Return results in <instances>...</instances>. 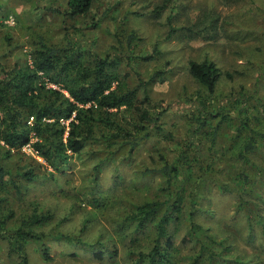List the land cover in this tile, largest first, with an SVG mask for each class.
<instances>
[{
	"label": "trees",
	"instance_id": "1",
	"mask_svg": "<svg viewBox=\"0 0 264 264\" xmlns=\"http://www.w3.org/2000/svg\"><path fill=\"white\" fill-rule=\"evenodd\" d=\"M177 1L163 0L153 14L162 15L176 7ZM95 4L96 0H66V8L60 12L75 20L89 13ZM187 11L190 9H185L186 15ZM202 15H197L195 21L202 20ZM175 20L172 13L168 15L167 38L178 32L173 24ZM194 23L180 26L189 39L204 36L202 31L195 30ZM121 36L125 39L118 38L105 54L86 49L83 35L76 38L67 35L62 44H49L42 39L33 49L32 63H16L2 70L0 251L18 264H31L32 245L39 244L42 257L50 260L49 242L69 239L92 247L94 256L101 257V247L95 248L96 243L89 244L83 237L90 219L84 221L79 234L72 238L73 235L60 229L66 219L60 218L59 209L43 197L46 192L49 198L80 204L84 187L68 189L66 185H54L50 192L47 187L58 183L57 175L66 174L65 163L73 156L82 155L88 143L101 141L111 157L101 158L95 166L93 181L97 185L89 200L94 207L103 202L97 193L101 188L100 169L125 147L123 164L134 167L141 160L142 166L138 165L135 173L141 177L159 175L164 182L155 187L153 197L134 203L128 213L127 219L134 225L132 231L154 230L150 247L132 252L137 255L133 264H175L172 258L179 237L199 247L194 260L187 264H199L206 259L209 264L224 260L229 263V257L219 252L216 245L224 250L232 245L218 241L215 234L214 237L207 234L211 230L208 220L215 212L205 204L215 192L233 196L238 200V210L247 219L252 238L259 230L264 239V98L244 86L239 92L219 93L221 81L233 79L234 74L223 71L208 57L190 60L188 72L198 88L194 97L189 96L194 109L187 122L188 139L179 143L180 150L159 153L146 161L144 157L139 159V152L153 130L161 129L163 112L155 111L150 85L158 80L164 82L167 71L156 72L149 80L137 73L133 81L131 60L142 38L136 31ZM159 47L158 44L150 55L141 59L145 62L158 59L162 54ZM88 53L92 54L86 58ZM224 127L232 130V143L227 151L221 149L218 153V140ZM34 137L38 138L35 142ZM27 145L34 148L52 171L42 170L43 165L33 157L25 158L20 150ZM232 151L230 161L226 162L223 158ZM193 178L195 188L188 183ZM182 179L183 183H179ZM39 185L44 188L42 195L35 191Z\"/></svg>",
	"mask_w": 264,
	"mask_h": 264
},
{
	"label": "rangeland",
	"instance_id": "2",
	"mask_svg": "<svg viewBox=\"0 0 264 264\" xmlns=\"http://www.w3.org/2000/svg\"><path fill=\"white\" fill-rule=\"evenodd\" d=\"M162 1L96 0L89 13L71 20L60 12L66 8V0H0V78L3 69L16 63H32L33 49L42 39L49 44H62L67 35L75 38L83 35L86 49L105 54L118 38L125 39L121 36L124 32L136 31L142 39L136 46L135 58L131 60L134 69L132 80L135 81L137 73L149 80L156 72L167 71L164 82L158 80L150 85L155 111L163 112L161 129L153 130L138 158L144 157L146 161L156 158L159 153L170 154L173 149L180 150L181 144L188 139L190 126L187 122L194 109L189 98L196 95L198 88L188 72L190 60L208 57L223 71L234 74L233 79L224 78L221 81L219 93L239 92L244 86L264 98V0H178L176 7H171L162 15L153 14ZM186 8L190 9L187 15ZM131 11L137 13L130 14ZM171 13L176 17L173 24L178 32L172 38H167L170 31L167 17ZM199 14H203L204 18L197 22L195 18ZM10 17L14 18V22H8ZM191 23L204 36L187 38L186 30L180 26H190ZM158 44L162 51L160 57L143 61L141 57L150 55ZM91 54L85 57L89 58ZM63 123L68 124L67 121ZM231 137L232 130L224 127L218 140V153H221V149L227 151L232 143ZM37 140L33 138V142ZM105 149L101 141L88 143L82 155L73 156L65 163L66 174L57 175L58 183L47 187L48 192L54 189V185H66L68 189L84 187L85 196H81L80 204L72 205V202L64 199L49 198L46 192L43 195L50 205L53 203L59 209L60 218L66 219L60 229L73 235L72 238L79 234L84 221L90 219L89 229H86L83 237L89 244L96 243L95 248L101 247V257H95L94 249L90 246H81L74 240L56 239L49 242L50 260L42 257L39 244L32 245L29 250L31 264H133L137 255L132 252L150 247L154 230L150 229L147 233L132 231L134 225L127 216L134 203L153 197L155 187L164 185V182L159 175L141 177L138 172L135 173L138 165L142 166L141 160L134 167L123 164L126 162L123 157L127 152L125 147L112 157L113 161L100 169L98 182L101 188L97 193L103 202L101 206L94 207L89 200L97 185L93 181L95 166L101 158L111 157ZM20 151L25 158L33 157L41 163L42 170L47 168L52 171L31 145ZM233 153H228L229 157L223 159L229 162ZM209 154L211 158L213 152ZM189 182L195 188V178ZM179 183H183V179ZM43 189L39 185L35 191L42 195ZM235 200L233 196H223L217 192L213 198H209L205 205L214 209L215 216L208 220L207 226L211 230L207 234L211 237L215 234L218 241L225 240L226 245L228 242L232 245L228 250L216 245L219 252L229 257L230 264H264V239L259 230L252 238L247 219L238 210V200ZM93 212L95 217L92 216ZM176 246L172 258L176 260L175 264L193 261L199 249L193 242L180 237L176 239ZM209 263L206 259V262L200 261L199 264ZM229 263L224 260L213 264ZM0 264L18 263L0 251Z\"/></svg>",
	"mask_w": 264,
	"mask_h": 264
},
{
	"label": "built area",
	"instance_id": "3",
	"mask_svg": "<svg viewBox=\"0 0 264 264\" xmlns=\"http://www.w3.org/2000/svg\"><path fill=\"white\" fill-rule=\"evenodd\" d=\"M8 22L10 23V22H14V18L13 17H10L9 18V20H8ZM28 146V145H27Z\"/></svg>",
	"mask_w": 264,
	"mask_h": 264
}]
</instances>
